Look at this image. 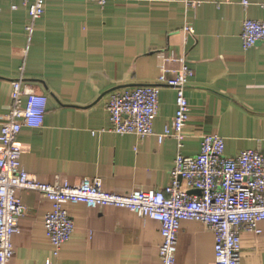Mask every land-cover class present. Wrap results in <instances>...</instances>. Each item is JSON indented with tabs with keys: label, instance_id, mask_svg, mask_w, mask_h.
<instances>
[{
	"label": "crops",
	"instance_id": "0c3cea01",
	"mask_svg": "<svg viewBox=\"0 0 264 264\" xmlns=\"http://www.w3.org/2000/svg\"><path fill=\"white\" fill-rule=\"evenodd\" d=\"M249 1L245 7L242 0H112L104 6L46 0L29 35L23 1L0 0V133L12 81L24 66L26 84L48 97L43 126H25L18 137L23 165L42 182L75 185L101 177L109 192L163 189L178 152L197 155L205 135L222 136L229 156L258 149L264 139V43L244 49L241 35L246 19L264 20V0ZM169 50L185 55L195 70L186 88L190 111L182 146L174 137L159 142L177 108L176 90L168 85L160 88L156 134L111 131L112 91L159 85ZM17 194L26 211L13 238V264H159L158 221L84 203L67 205L75 231L56 256L45 228L51 201L29 189ZM260 228V234L242 232L241 264H264V221ZM215 243L205 224L183 221L176 264H214Z\"/></svg>",
	"mask_w": 264,
	"mask_h": 264
},
{
	"label": "built area",
	"instance_id": "2783aa9c",
	"mask_svg": "<svg viewBox=\"0 0 264 264\" xmlns=\"http://www.w3.org/2000/svg\"><path fill=\"white\" fill-rule=\"evenodd\" d=\"M29 10L32 34L35 22L45 12L46 0H22ZM104 6L112 0H93ZM200 3H192L199 5ZM246 7L249 0H242ZM185 31L193 33L192 26ZM244 49L264 43V20L243 22ZM178 63L170 69L163 64L159 85H140L132 89L112 91L107 109L110 130L117 134H135L145 138L156 134L154 121L159 112L161 85L176 90V113L159 142L174 137L182 146L184 129L189 119L186 88L195 70L185 55L169 50L164 59ZM24 66L12 81V103L0 133V264H13V238L20 233V218L26 211L19 189L45 194L52 203L46 215L45 228L58 256L71 240L75 222L67 209L70 203H84L92 208L112 206L126 208L161 225L162 242L159 264H176L179 232L185 220L205 224L215 234V263L241 264L242 232L262 233L264 221V139L258 149H248L236 156L225 153V139L218 134L203 136L197 155L178 152L170 173V182L163 189H133L128 193L107 191L101 177H87L78 184L68 181L45 183L30 174L22 163L23 147L18 137L23 127L40 128L44 124L48 97L27 85ZM173 74L172 76H169ZM192 191H197L194 194ZM46 264H55L49 259Z\"/></svg>",
	"mask_w": 264,
	"mask_h": 264
}]
</instances>
